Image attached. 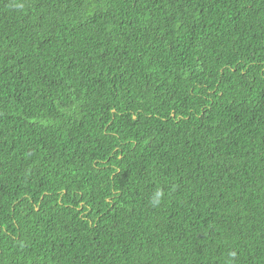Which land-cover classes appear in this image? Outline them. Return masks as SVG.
Segmentation results:
<instances>
[{
    "label": "trees",
    "instance_id": "obj_1",
    "mask_svg": "<svg viewBox=\"0 0 264 264\" xmlns=\"http://www.w3.org/2000/svg\"><path fill=\"white\" fill-rule=\"evenodd\" d=\"M0 264H264V0H0Z\"/></svg>",
    "mask_w": 264,
    "mask_h": 264
},
{
    "label": "clouds",
    "instance_id": "obj_2",
    "mask_svg": "<svg viewBox=\"0 0 264 264\" xmlns=\"http://www.w3.org/2000/svg\"><path fill=\"white\" fill-rule=\"evenodd\" d=\"M162 197H163V192H161V191H157V192L154 194V197H153V201H152L153 204H154V205H158V204L160 203Z\"/></svg>",
    "mask_w": 264,
    "mask_h": 264
}]
</instances>
